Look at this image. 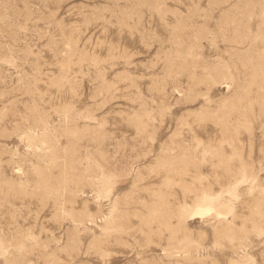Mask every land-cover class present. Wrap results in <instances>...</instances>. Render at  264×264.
Instances as JSON below:
<instances>
[{
	"label": "rangeland",
	"instance_id": "374dc122",
	"mask_svg": "<svg viewBox=\"0 0 264 264\" xmlns=\"http://www.w3.org/2000/svg\"><path fill=\"white\" fill-rule=\"evenodd\" d=\"M0 264H264V0H0Z\"/></svg>",
	"mask_w": 264,
	"mask_h": 264
},
{
	"label": "bare ground",
	"instance_id": "6f19581e",
	"mask_svg": "<svg viewBox=\"0 0 264 264\" xmlns=\"http://www.w3.org/2000/svg\"><path fill=\"white\" fill-rule=\"evenodd\" d=\"M224 98V97H223ZM223 100V99H222Z\"/></svg>",
	"mask_w": 264,
	"mask_h": 264
}]
</instances>
